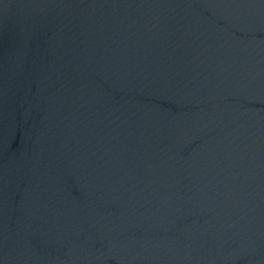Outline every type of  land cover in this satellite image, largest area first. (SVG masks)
<instances>
[{
    "label": "water",
    "instance_id": "95a60500",
    "mask_svg": "<svg viewBox=\"0 0 264 264\" xmlns=\"http://www.w3.org/2000/svg\"><path fill=\"white\" fill-rule=\"evenodd\" d=\"M0 264H264V0H0Z\"/></svg>",
    "mask_w": 264,
    "mask_h": 264
}]
</instances>
